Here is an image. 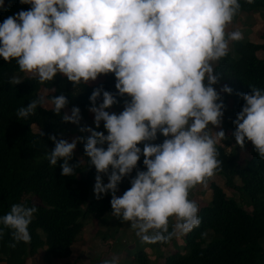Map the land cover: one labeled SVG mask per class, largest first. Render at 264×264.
Listing matches in <instances>:
<instances>
[{
  "label": "clouds",
  "instance_id": "obj_1",
  "mask_svg": "<svg viewBox=\"0 0 264 264\" xmlns=\"http://www.w3.org/2000/svg\"><path fill=\"white\" fill-rule=\"evenodd\" d=\"M20 2L31 8L0 23V58L5 62L15 60L20 72L41 84L60 74L77 87L114 74L116 94L101 86L89 97L95 128L79 127L90 133L84 153L97 173L96 198L111 193L112 216L129 223L145 244H166L199 227V205L189 194L198 185L207 187L221 169L217 145L228 137L221 127L225 105L214 88L221 78L214 64L228 56L230 42L243 39L241 31L227 30L240 12L239 0ZM21 82L19 76L9 80L11 85ZM221 91L233 90L225 85ZM117 95L130 101L119 114L110 113ZM240 95L245 103L233 121L232 136L240 148L251 142L264 159V90L252 86L251 93ZM45 102L41 95L19 108L17 117L27 119ZM50 103L60 115L68 99L61 94ZM81 119L78 107L62 116V122L77 126ZM101 122L107 135L95 130ZM158 133L164 140L155 144ZM49 139L54 144L47 155L50 165L62 160L61 175L73 176L79 163L69 161L83 138ZM141 156L146 170L137 171L130 188L117 196L118 184ZM36 212L35 206L14 203L0 217L11 232L9 247L30 244L29 225ZM103 264H119V258Z\"/></svg>",
  "mask_w": 264,
  "mask_h": 264
},
{
  "label": "trees",
  "instance_id": "obj_2",
  "mask_svg": "<svg viewBox=\"0 0 264 264\" xmlns=\"http://www.w3.org/2000/svg\"><path fill=\"white\" fill-rule=\"evenodd\" d=\"M239 2L241 9L238 14L264 9V0H254L252 4L246 3V0ZM30 8V4H22L12 16ZM260 39V44L232 43L237 59L233 60L228 54L214 65L215 72L221 75L214 86L227 85L233 90L231 94L222 92L220 96L225 105L222 128L231 134L234 142L233 121L245 103L240 94L251 93L252 86L264 90V59L255 55L258 51L264 52V34ZM14 73H22L16 61L5 62L0 58V217L10 211L14 203L35 206L37 212L29 225L30 244L19 242L16 247H9L13 243L11 232L0 224L4 233L0 237V263L25 264L37 250L44 249L43 261L52 264V261L70 257L71 246L86 221H101L112 212L111 193L103 194L99 199L95 194L93 197L87 195L89 189H94L97 175L84 153L90 133H86L76 145L81 162L74 153L69 161L70 165L79 163L75 174L65 177L61 175L60 168L63 161L59 160L56 166H52L47 159L54 148L49 136L61 139L71 125L62 122V110L57 115L51 103L48 110L38 106L35 114L27 119H19L17 111L37 99L40 87L54 88L55 92L48 95L47 100L50 102L52 96L65 95L69 111L78 107L82 121L92 106L89 101L92 91L102 86L104 90L116 94V81L114 74L99 76L103 78L102 82L93 87L79 85L81 92L73 96V84L58 74L53 81L43 84L29 77L20 84L11 85L9 80ZM116 98L117 103L107 111L119 114L130 97L117 95ZM99 103H102V98L97 105ZM32 126L36 131L32 130ZM95 130L107 135L103 122ZM163 140L164 137L158 133L153 143L160 144ZM228 145L229 142L225 143V146ZM138 147L142 150L143 144ZM247 147L249 157L243 167L236 163V152L240 149L236 142L228 153H225L224 147H217L222 165L215 175L221 176L226 188L240 195L239 200L246 201L250 210L244 209L235 198L227 196L221 187L210 183V201L199 208L200 226L180 237L182 245L179 247L174 244V238L166 244H153L163 248L171 244L175 248L174 253L162 257L161 264H264V159L259 157L251 142ZM145 170L141 156L136 169L118 184L119 196L130 188V180L136 172ZM102 182L108 183L107 175L102 176ZM25 196L34 197L37 203L25 199ZM127 264H149V261L144 251L137 249Z\"/></svg>",
  "mask_w": 264,
  "mask_h": 264
},
{
  "label": "rangeland",
  "instance_id": "obj_3",
  "mask_svg": "<svg viewBox=\"0 0 264 264\" xmlns=\"http://www.w3.org/2000/svg\"><path fill=\"white\" fill-rule=\"evenodd\" d=\"M3 1L5 3H7V5H4ZM9 2H11V4H9ZM10 5H13L14 7H12ZM16 6H20V0H2V4H0V23H3V21L6 18L13 15L12 13L15 11V8L17 9ZM262 10L264 11V9H262ZM248 14L246 16H242L240 18L241 20L245 21L246 26L248 25L246 30H250L251 27L255 26V24H256V27L258 26V29H255L256 27H254V29H252L253 34H255V36H257L258 34L264 33V19H263L264 15L261 16L259 13H256V12L249 14V15ZM257 15H258L257 21L259 19L261 22L259 21L256 23L253 20V19H256ZM255 31H258V33H254ZM231 48H232V46H231ZM257 53H263V52L259 51ZM230 57L233 60L237 59V56L233 52L230 53ZM258 59H264V55H259ZM223 120L224 119H222L221 127L223 126V122H224ZM92 125H93V121H91L90 123L88 122L84 125H83V123L80 122L79 126L71 124L69 127V130L66 131L64 134H62L61 137H63L68 142H71L73 139L78 138V137L83 138V136L88 132H80L79 127H84V126L92 127ZM32 130L36 131V129H34L33 127H32ZM219 130H220V128H214L213 129V131H219ZM224 132H225V135L228 137V139L222 141L220 144L217 145V147H224L225 153H228V151H230V149L234 148L235 142L231 138V134L228 131H224ZM227 142H229V145L225 146V143H227ZM248 144H249V142L247 143V146H248ZM247 146L245 145L244 148H240L236 152V163L239 167H243L245 161L249 157V148ZM74 155L79 160V162H81L80 153L76 148L74 150ZM210 180H212V181L209 183L215 184V182H216L217 185H219L223 189V191L226 192L227 196L235 198L237 201L240 202V204L243 206L244 209H246L247 211L250 210V207L246 203V201L239 200L240 195H238L234 191L226 188V186L224 185V179L222 177L214 175ZM208 191L210 194V190H209L208 186L207 187H201L197 190V196L201 197V199H199V201L202 204H206L209 202V196H207ZM87 195L89 197H93L94 196L93 189H89L87 192ZM205 196H206V198H205ZM24 198L29 199L33 203H37V200L34 197L25 196ZM104 222H106V220H104ZM104 229L106 230V232L104 231ZM118 230H120V232ZM117 231H118L119 236L121 234V237L117 238ZM103 237H104V239H103ZM116 239H117V242H118V239H120L118 244H116L117 242L114 243L116 241ZM174 241H175L174 244L177 247L182 245L180 237L179 238L174 237ZM90 244L96 246V249L94 250V252H92L88 248V246ZM79 245H83L82 256H84L86 258L80 257L81 254L78 251ZM166 247H164L163 249H159L158 246H154L153 244L142 243L140 241V239L136 236L135 231L131 229L130 224L127 222H122V220L118 221V219H110L108 224L104 225V226L103 225L101 226L99 224V221H90V222L86 221V223L83 226L82 232L79 234L76 242L72 245L71 256L65 260L58 261L56 263L57 264H103L104 260H102V259L99 260V258L102 257V254H101V252H102V253H104V255H108V258L103 257V258H105V260L110 259L111 255L117 256V254H118V255H120L119 256V264H127V262L130 260V258L133 255L135 250H137V249H142V250L143 249H149L151 251L150 253L147 251V258L150 262L149 264H157L158 263V257H162V256H165L167 254H171L172 248H169V247L166 248ZM174 250H175V248H174ZM77 257H80V258H78V260L75 261V259ZM155 257H157V258H155ZM43 264H46V263H43Z\"/></svg>",
  "mask_w": 264,
  "mask_h": 264
},
{
  "label": "crops",
  "instance_id": "obj_4",
  "mask_svg": "<svg viewBox=\"0 0 264 264\" xmlns=\"http://www.w3.org/2000/svg\"><path fill=\"white\" fill-rule=\"evenodd\" d=\"M3 4L4 5H7V3H5L4 1H3ZM9 4H11V2H9ZM22 5V3L20 2V6ZM10 6H12V7H14L13 5H10ZM20 6H16L17 7V9L20 7ZM16 8H15V11L17 10ZM252 13H254V12H251V13H249V14H252ZM256 13H259L261 16H263L264 15V11L263 10H259V11H257ZM248 14V15H249ZM258 14V15H259ZM247 14H238L235 18H234V20H233V22H232V24L231 25H229V27H228V31H235V30H239V31H241L242 32V34H243V39L242 40H240V41H238L239 43H246V42H250V43H253V44H260L261 43V36L264 34V33H261V34H258L257 36H255V34H253V32H252V29H254V27H256V24H255V26H252L251 27V29L250 30H246L247 29V26H246V23H245V21H243V20H241L240 18L242 17V16H246ZM258 15H257V17H256V19H253L256 23L257 22H259L260 20L258 19V21H257V18H258ZM264 19V18H263ZM261 22V21H260ZM255 29H258V26L255 28ZM251 33V34H250ZM254 33H258V31H255ZM232 43H234V42H230V51H229V55H230V53L231 52H233L232 51V48H231V46H232ZM259 52V51H258ZM256 55V57H258L259 58V55H264V52L263 53H257V54H255ZM215 65V64H214ZM60 77H62V78H65L64 76H62V75H60V74H58ZM13 76H19L22 80L24 79V78H29L30 76H29V74H26V73H14L13 74ZM102 80H103V78L102 77H98L97 78V80L96 81H90L88 84H82V85H86V86H88V87H93V86H96L97 84H99L100 82H102ZM215 88H216V90H218L217 92L219 93V94H221L222 93V91H221V89L224 87L223 85H217V86H214ZM81 92V89H80V87L79 86H77V87H72L71 88V93H72V95L73 96H77L79 93ZM51 94H53V91H52V89H50V90H48V89H44V88H42V87H40L39 89H38V91H37V94H36V97L37 98H39L41 95H44L45 97H46V102L43 104V105H41V106H39L40 108H42V109H44V110H48V109H50V107H51V104H50V102L47 100V96L48 95H51ZM62 112H63V114H65V113H67V114H70V111H69V108L66 106L64 109H62ZM109 112H111V111H109ZM90 123L91 121H93V125H92V127L94 126V115L91 113V112H87V115H86V118L85 119H83L82 121H81V123H83V125L84 124H86V123H88V122ZM34 129H35V126H32ZM31 127V128H32ZM91 127V128H92ZM62 139H64L63 137H61ZM229 150V149H228ZM229 152V151H228ZM76 157V156H75ZM217 176H219V175H217ZM221 177V176H220ZM212 180H210V181H208V187H209V182H211ZM215 184L217 185V183L215 182ZM217 186H219V185H217ZM201 187H203V186H200V185H198L196 188H194L193 190H191L190 191V194H189V199H192V200H194V201H196L197 202V204L199 205V208L200 207H202V206H205L206 204H202L200 201H199V199H201V197H198L197 196V190L199 189V188H201ZM220 187V186H219ZM116 195L117 196H119V194H118V191L116 192ZM207 196H209V201H210V194H209V191H208V193H207ZM205 198H206V196H205ZM110 219H118V221H120L121 219H119V218H116V217H113L112 216V214L110 213L108 216H105L104 217V219L103 220H101V221H99V224L102 226H104V225H107L108 224V222H109V220ZM104 220H106V222H104ZM100 227V226H99ZM120 229V228H119ZM104 231L106 232V230L104 229ZM119 232H120V230H118ZM118 231H117V238L118 237H121V234H120V236L118 235ZM120 241V239H118V242ZM114 242V241H113ZM117 242V239H116V241L114 242V243H116ZM118 242L116 243V244H118ZM92 246V247H91ZM167 247H169V248H172V252L171 253H174L175 252V250H174V248H173V246L171 245V244H169ZM166 247V248H167ZM71 248H72V246H71ZM88 248L92 251V252H94V250L96 249V246H94V245H89L88 246ZM159 249H163V247H158ZM79 252H80V254H81V256L80 257H84V256H82V254H83V245H79V250H78ZM143 251H144V253L147 255V251L150 253L151 251L149 250V249H143ZM43 254H44V249H39V250H37V252H36V254L34 255V257H32V258H30V259H28L26 262H25V264H43V263H45L44 261H43ZM77 254V253H76ZM101 254H102V257H100L99 258V260L100 259H102V260H105V258H108V255H104V253H102L101 252ZM168 255V254H167ZM71 256V255H70ZM119 256L120 255H118L117 254V256H115V257H118L119 258ZM162 256V255H161ZM166 256V255H165ZM80 257H77L76 259H75V261H77L78 260V258H80ZM103 257H105V258H103ZM114 257V255H111L110 256V259H112ZM162 257H164V256H162ZM162 257H158V263L157 264H161L162 263ZM84 258H86V257H84ZM155 258H157V257H155ZM92 259V258H91ZM110 259H107V260H110ZM149 261V260H148ZM56 262H58V261H52V264H57ZM150 263V262H149ZM0 264H6V263H0Z\"/></svg>",
  "mask_w": 264,
  "mask_h": 264
}]
</instances>
